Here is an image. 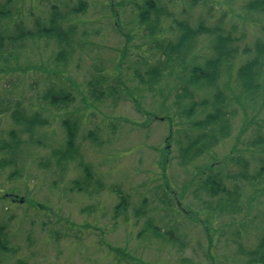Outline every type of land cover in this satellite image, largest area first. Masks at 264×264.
<instances>
[{"label":"rangeland","instance_id":"374dc122","mask_svg":"<svg viewBox=\"0 0 264 264\" xmlns=\"http://www.w3.org/2000/svg\"><path fill=\"white\" fill-rule=\"evenodd\" d=\"M145 1L0 0L11 15L1 21L0 31L14 36L21 25L34 34L16 45L6 41L5 54L13 57L9 63L0 59V148L11 141L12 131L21 139L16 164L0 166V225L6 226L8 248L0 249V264H130L117 257L116 249L128 252L137 263L245 264L248 258L240 249L257 248L264 235V182L229 178L241 171L231 156L247 160L252 176L264 161L263 151L254 146L264 136V110L257 108L264 101L242 99L236 83L237 70L250 56L240 54L218 82L235 111L228 134L210 154L185 165L182 145L186 136L199 132L182 115L189 101L183 100L178 109L176 97L188 88L197 103L213 102L214 88L189 87L187 73L193 60L203 64L212 56V39L199 38L184 65L167 61L156 92H148L136 73L146 75L166 60L157 46L174 40L175 20L194 28L201 23L221 27L240 38L243 50L253 49L263 36L264 15L249 13V0H156L170 18H163L161 35L152 38L139 21ZM82 4V12L71 13ZM57 12L62 17L57 25L73 32L63 61L57 55L64 45L37 33L50 26ZM51 90L69 96L52 106L45 100ZM18 104L46 125L32 135L22 134L11 117ZM166 117L174 125L172 139ZM204 117L199 109L194 119ZM67 121L78 126L76 145L101 182L99 191L93 186L80 190L77 181L85 179L83 167L62 159ZM95 138L100 145L94 144ZM3 151L0 162L10 160ZM214 163L213 173L223 176L229 191L240 187L238 213L219 215L213 210L225 204L229 208L231 200L227 193L213 197L203 187ZM123 197L128 209L118 214ZM149 221L162 232H174L178 242L154 237L147 230Z\"/></svg>","mask_w":264,"mask_h":264},{"label":"trees","instance_id":"16d2710c","mask_svg":"<svg viewBox=\"0 0 264 264\" xmlns=\"http://www.w3.org/2000/svg\"><path fill=\"white\" fill-rule=\"evenodd\" d=\"M85 5H80L71 10V13L82 12ZM8 6L0 5V23L2 20L9 18L10 12L7 10ZM246 10L249 13H254L260 16L264 15V0H249L245 5ZM142 11L139 15V21L143 26H146L149 35L153 38L158 34L161 35V22L163 18H170V14L157 4L156 0H146L144 6L141 8ZM64 17V22L66 21ZM62 21V17L59 12L56 13L55 17L50 20V26L44 28L43 30L38 29V36L52 38L57 41L59 46L64 45V50L57 55L58 61L67 60L69 47L71 46V41L73 40L72 28H67L64 30L62 26H58L59 22ZM176 23L173 32L175 33L174 40H163V44H159L157 50H161V54L167 57L163 63H159L157 66L152 67L146 75L142 73H136L140 84L148 92H156V87L164 79V72L167 71L169 63L171 62H183L186 64V59L191 57L194 51V47L199 38L202 36H207L212 39V56L205 60L203 64H196L194 60L190 63V68L188 70L189 81L188 85L199 88H214L215 94L213 96V102L209 103L207 100L197 103L194 100V94L187 89H182L181 93L177 94L176 107L178 109L183 108V100H188L189 105L182 110V115H185L188 120H191L193 130L199 132L198 135L186 136L187 142L183 144L180 150V159L183 165L192 163L197 159L203 157L204 154H210L212 149L215 148L219 141L224 139L228 134L230 129V121L235 111H231L230 104L227 97L223 91L218 88V82L221 80L223 73L230 71L231 64L238 58L240 54L244 56H250L237 70L236 83L240 90V97L242 99L248 98L251 103H257L259 100L264 101V27L261 32L263 36L256 39L254 43V48L246 47L241 50L240 38L234 37L232 32H227L221 27H206L204 24H199L198 27L194 28L187 21H174ZM18 33L15 30L14 36L5 35V33L0 31V59L9 63L13 55L6 56L5 54V42L9 41L12 45L19 44L24 41V39H32L34 34L27 33L21 25H18ZM37 35L35 34V37ZM241 50V51H240ZM6 58V59H3ZM167 61H170L167 63ZM96 88L100 91V83H97ZM99 90H94V93L99 94ZM100 95V94H99ZM68 94L64 92V95H56L52 90L48 92L45 97L46 101L52 106H57L61 101L64 102L68 98ZM194 96V97H193ZM193 97V98H192ZM248 102V101H246ZM209 108L212 111H209ZM257 108L260 109L262 113L264 110V103L260 107L257 104ZM255 108V109H257ZM205 113V117L202 121L195 120V115L197 110ZM1 115V113H0ZM11 117L16 125L20 126L22 134H33L37 128L45 126L46 123L41 121L39 115H28L24 113L18 104L14 110L11 111ZM169 121L171 126V134L169 139L173 138V122L169 117L164 118ZM64 126L67 128V142L64 150V155L62 159L65 161L78 162L79 166L83 167L85 172V179L83 181H77L78 188L80 190L91 189L92 186L95 190H101L102 184L100 181L96 180L94 174L92 173L91 167L84 164L82 155L80 154V148L76 145L75 137L78 126L76 124L71 125L70 122H65ZM264 126V120L262 121L261 128ZM185 137V138H186ZM94 144L100 145L101 143L97 138L94 139ZM255 147H259L264 153V136H260L255 144ZM21 147V139L18 137L16 131H12L11 141L9 143H4L0 150L10 155V160L3 159L0 162L2 165H15L16 154ZM60 153V152H59ZM59 153H56L59 155ZM164 153V150H163ZM231 161L240 168V173L236 177H230V180L238 181L242 180L246 183L262 184L264 182V161L261 162V167L256 175L249 174V162L242 157H232ZM264 160V159H263ZM165 162L168 161L164 160ZM217 164L210 165L209 171L206 173V178L203 179L204 189L213 197L220 195V193H227L231 200L227 201V205H218L213 210L218 212L219 215L234 214L238 213L239 207L237 206L239 201H241L240 187L237 185L234 191H229L225 185V180L223 176L219 173H213L214 167ZM202 187V189H203ZM203 189V190H204ZM128 209L127 198L123 197L121 202L116 207L117 213H124ZM117 214V215H118ZM159 227L154 225L152 221L147 223V230L154 232V237L156 238H169L171 242H178L174 232H162L158 229ZM6 226L0 225V249L6 251L8 248L6 246ZM181 246V245H180ZM7 252V251H6ZM240 253L245 258H248L245 264H264V235L257 243V248L253 251H244L240 249ZM117 257L128 261L130 264H148L143 262H136L128 252L115 250Z\"/></svg>","mask_w":264,"mask_h":264},{"label":"water","instance_id":"95a60500","mask_svg":"<svg viewBox=\"0 0 264 264\" xmlns=\"http://www.w3.org/2000/svg\"><path fill=\"white\" fill-rule=\"evenodd\" d=\"M20 202L22 203V202H23V200H20Z\"/></svg>","mask_w":264,"mask_h":264}]
</instances>
